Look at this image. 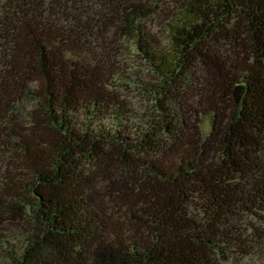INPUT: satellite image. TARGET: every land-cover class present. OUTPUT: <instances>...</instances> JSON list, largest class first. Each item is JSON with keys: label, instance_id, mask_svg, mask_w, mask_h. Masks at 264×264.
Returning a JSON list of instances; mask_svg holds the SVG:
<instances>
[{"label": "trees", "instance_id": "trees-1", "mask_svg": "<svg viewBox=\"0 0 264 264\" xmlns=\"http://www.w3.org/2000/svg\"><path fill=\"white\" fill-rule=\"evenodd\" d=\"M0 264H264V0H0Z\"/></svg>", "mask_w": 264, "mask_h": 264}, {"label": "rangeland", "instance_id": "rangeland-1", "mask_svg": "<svg viewBox=\"0 0 264 264\" xmlns=\"http://www.w3.org/2000/svg\"><path fill=\"white\" fill-rule=\"evenodd\" d=\"M142 75V74H141ZM116 93L128 102L131 105V110L135 112L145 113L148 110L150 105V100H148V96L143 92L134 91L133 87L129 86V88L122 84L121 82H116L111 86ZM210 129V123L206 122L204 125V130L208 132Z\"/></svg>", "mask_w": 264, "mask_h": 264}]
</instances>
